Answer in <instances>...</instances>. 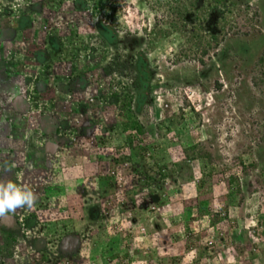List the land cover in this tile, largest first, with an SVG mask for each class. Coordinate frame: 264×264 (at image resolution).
I'll use <instances>...</instances> for the list:
<instances>
[{"label":"rangeland","instance_id":"1","mask_svg":"<svg viewBox=\"0 0 264 264\" xmlns=\"http://www.w3.org/2000/svg\"><path fill=\"white\" fill-rule=\"evenodd\" d=\"M96 1L0 0V147L6 137L12 163L28 162L30 145L45 143L42 116L79 130L54 136L45 156L57 154V167L37 168L29 190L45 204L11 213L22 223L34 214L35 230L0 225V264H45L51 253L53 264L60 253L66 264H149L147 254L164 260L150 264H264V0ZM70 75L86 88H62ZM19 96L26 113L15 118ZM130 110L142 134L123 132ZM1 164L0 183L18 184ZM105 177L102 195L94 181ZM141 242L165 252L140 254Z\"/></svg>","mask_w":264,"mask_h":264},{"label":"trees","instance_id":"2","mask_svg":"<svg viewBox=\"0 0 264 264\" xmlns=\"http://www.w3.org/2000/svg\"><path fill=\"white\" fill-rule=\"evenodd\" d=\"M107 1L108 0H106V2H104V0H97L94 9L95 10H100L101 8L107 7L108 5H109V7H113V5L112 4H109V2H107ZM196 1H197L196 2V4H197L198 3V0H196ZM214 1H215V3L222 4L223 2H226L228 0H214ZM234 1L237 2L239 0H229L228 2L232 3ZM232 4H234V3H232ZM74 5H75V8H77V9H81V10L84 9V11L85 10H88L84 6L83 2H80V1L77 2L76 1L74 3ZM246 6L248 7V5H246ZM184 9H185V7H184ZM202 12H204V10H202ZM185 13H186V9H185ZM212 15H213L212 13L209 14L210 17ZM181 16H182V19L184 21L185 20V17H186V14H182ZM202 16H203L202 21H204L205 23H207V16L205 15V13H202ZM253 16L254 17H257L256 14H254ZM1 34L2 33H0V35ZM212 39H215L216 40V37H213ZM200 53H201V56L202 57L207 54L206 50H202ZM44 55L45 54H43L42 52H36L34 54L35 60L43 61V59L45 58ZM200 61L202 62V60H200ZM7 77H9V76H7ZM7 77H5V78H7ZM62 88H64L65 90L71 91V92H80V91H82V90H84L86 88V82L84 81V79L82 78V76H78V75L71 76L70 75L67 78V84H65V86L63 85ZM214 88H215V90H220L222 88L221 83L218 82V81H216ZM39 89H40V87H39ZM37 90H38V88H37ZM198 91L202 94V97L206 96V94L208 95V93H206L202 89H200V90L198 89ZM116 97L117 96H115V98ZM122 97H123L122 101L125 102L123 105L126 107V109H129L130 108V105H129L130 104V99H129V101L126 100L127 101L126 102L125 101V98L128 97V96L127 95H124ZM117 98L120 100L119 97H117ZM17 99H21L23 102L25 101L23 99V97H20V96ZM109 103L111 105H114V106H116L118 104V103H114L113 100H110ZM190 109L193 112L194 107H190ZM121 110L122 109H120V112H121ZM74 111H77V110L74 109ZM195 111L197 113H199L198 110H195ZM82 112H83V108H82ZM127 112H129V111H127ZM130 114H131L130 116H127L128 120H130V121L128 123L124 124V126H123V132L125 133V132L128 131V129H133L134 131H136V133L142 134L143 129L141 128V125L139 124V122L136 121V119H134L133 111L131 112V110H130ZM39 122H40L39 123V129H40L39 131L42 134V136L45 138V140H44L45 143L38 144L39 147L35 146L34 147L35 148V150H34L35 151V154L33 155V157H31L29 159L28 162L24 163V169H23L24 176H22L17 181L18 184H16V185L20 186L21 188H25V189H30L29 188L30 185L34 187L35 184H36V181H39V183H40L41 180H42V178L39 176V172L40 171L37 169V164H40L42 166L44 165L43 167L47 168V170H52L53 167H57L56 165H58V163H60L57 154H56V156H52L50 158H48L47 156L45 157V153L47 151L54 152L55 147L59 143L58 141H56V140L54 141L53 140V139H55L54 136L55 135L58 136L61 131L67 133V135H69V136L75 135V133L79 131L77 128H73L72 126L70 127V123H71L70 120H69V122H63L62 123V121L59 122L57 118L53 117V115L42 116L41 117V120ZM169 128L171 129L170 126H168V129ZM138 142H139V144H141L143 142V140H138ZM135 145H138V144H135ZM128 147L130 149H133V147H134L133 141L131 139L129 140ZM131 157L132 156H130V155H128V156H121L120 159L118 160V162H122V163H124V162H133L134 160ZM139 162L140 161H138L137 164ZM159 169H160V174H159L160 175V179H164L168 175L167 172H166L167 169H168L167 163H163V165L159 166ZM161 171H164V172L162 173ZM144 178H145L146 181H142L143 184L148 183L149 181L150 182L151 181H154V180H152V178H149V177H144ZM112 182H113V178H111V177H105L102 180H100L99 178H97V180L94 181V183H95L96 186L97 185L102 186V190H103V191L101 190V194L102 195L103 194H106L107 188L111 186ZM44 183H48V179L47 178H45V182ZM58 189L60 191V188H58ZM40 202L42 203V205L45 204V198H44V196H38V195H36V200H35V202L33 204L36 205V206L42 207V205H40ZM25 207H28V206L26 205ZM197 210H198V212L200 213V215L204 219H207L210 222V224L213 225V224H216L218 222V220H219L218 217H217L216 220L214 219V217H216L217 215L216 214H212V216H211V214L208 212L209 211V208H208V203L206 201L205 202L204 201L199 202ZM30 214H31V212H30ZM33 215L34 214H32L30 216L29 215L28 216H25V220H24V222H25L24 223L25 228H24V230H26V231L27 230H31V231L35 230V228H34L35 227V222L32 221ZM91 215H92V219H94L95 218V215H93V213H91ZM63 237H64V235H61L60 237H57L58 238L57 240H59V243H57V245H59V246L62 245L61 243L63 242V240H62ZM128 242L129 243L126 242V245H125L124 248H125V251H128L129 252V249L130 248L133 249V246H132V244H131L130 241H128ZM41 244H42V241H41ZM141 244L144 245V247L142 249L140 248L139 250H137L138 253H140L139 251L141 250L142 252H145L147 254V252L151 251V247L150 246H154V248H158L157 245L151 244L150 242H141ZM43 247H45L44 250H47V251L49 250V247L47 245L44 244ZM131 249H130V251H132ZM158 249H161V252H165V250L163 248H158ZM262 252H264V251L262 250ZM153 253L155 255V250L153 251ZM129 254L132 255L131 252H129ZM51 256H52V253L50 254V257L47 259L48 261L45 264H53L51 262V260H53V259H51ZM57 257L58 258L60 257L59 258L60 259L59 262H62V261L65 260L64 256L62 255V253H60ZM62 257L64 259H62ZM141 257H142V259H146V258H144V256H141ZM147 257H148V259L145 260V261L146 262L148 261L147 263H149V264L151 262H154L153 259H155V261L158 262V263L159 262L161 263L162 261L164 262V260L161 257H159V256L156 257V255L154 256L155 258H153L151 255L147 254ZM120 258L121 257L119 256V257H116V259H114L115 260V264H123L124 263V262H120ZM130 259L131 258H129V256H128V259L127 260H128L129 263H131V260ZM59 262H56V263L58 264ZM193 262L195 264H197V262H196L195 259L192 260V263ZM63 264H66V263L64 262ZM173 264H176V263H173Z\"/></svg>","mask_w":264,"mask_h":264},{"label":"crops","instance_id":"3","mask_svg":"<svg viewBox=\"0 0 264 264\" xmlns=\"http://www.w3.org/2000/svg\"><path fill=\"white\" fill-rule=\"evenodd\" d=\"M14 98V97H13ZM19 102H21V103H19ZM11 105H13V110H8V112H7V114L8 115H12L13 117H15V118H17L16 117V114H25L26 113V111L24 110V102L21 100V99H15L13 102H11ZM15 105V106H14ZM15 108V109H14ZM24 110V111H21V110ZM19 112H18V111ZM2 117V116H1ZM0 123H1V120H0ZM40 123V122H39ZM5 141V143H3V146H1L0 147V168H1V162L3 163V166H2V168L3 169H5L6 171H7V174H9V176H11L12 177V179H14V180H19L22 176H24V173H23V169H24V163H21V164H19V163H12V157H13V148H11L10 146H9V144L7 143V141H8V139L6 138V137H4V139H2L1 140V142H4ZM15 142V141H14ZM38 144H39V142H37ZM38 144H35V142H34V144H31L30 145V148L32 149V150H34L35 148V146L36 145H38ZM12 146V145H11ZM41 146V145H40ZM37 147H39V146H37ZM5 151H7V153L5 154L6 156L5 157H3L2 158V153H4ZM35 152V151H34ZM47 154H48V151L46 152ZM10 156L9 158H8V160H7V156ZM54 156H56V155H54ZM46 157V156H45ZM48 157V156H47ZM5 162V163H4ZM14 165V167H12ZM38 166H37V168H39V167H41V165L40 164H37ZM44 166V165H43ZM11 167V171H8V169ZM45 171H49V170H47V168L44 170V172ZM59 176H57V178H58ZM61 177V176H60ZM66 178V177H65ZM64 178V179H65ZM8 215V216H7ZM17 215H18V213H17ZM19 215H21V214H19ZM6 216L7 217H5V218H3L2 220H1V222L2 223H0V225L2 224L3 226L2 227H5L6 228V230L8 229L7 227H11V229H12V231L13 230H16L15 228L17 227L16 225V223L14 222L15 221V216L13 215V214H6ZM17 217V216H16ZM16 243H18V242H16Z\"/></svg>","mask_w":264,"mask_h":264},{"label":"clouds","instance_id":"4","mask_svg":"<svg viewBox=\"0 0 264 264\" xmlns=\"http://www.w3.org/2000/svg\"><path fill=\"white\" fill-rule=\"evenodd\" d=\"M8 171H11V167ZM35 200L36 195L29 189L21 188L12 182L0 183V217L15 212L25 205L31 207ZM14 222L17 224V230H24V223L19 218H16Z\"/></svg>","mask_w":264,"mask_h":264}]
</instances>
